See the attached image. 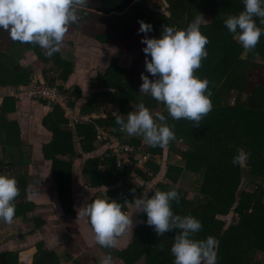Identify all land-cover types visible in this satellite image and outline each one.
I'll return each mask as SVG.
<instances>
[{
	"label": "trees",
	"instance_id": "1",
	"mask_svg": "<svg viewBox=\"0 0 264 264\" xmlns=\"http://www.w3.org/2000/svg\"><path fill=\"white\" fill-rule=\"evenodd\" d=\"M164 4L168 17L150 10L146 0H89L85 9L87 15H83L80 23L71 25L69 29H80L102 43L116 42L128 49H141V66L146 68L143 52L146 45L141 43L145 35L160 38L167 25L186 29L195 16L202 14L205 22L201 31L209 38V55L195 74L210 81L212 112L204 117L200 127H194V122L186 119L173 120L163 103L150 94L140 92L142 84L134 73L136 69L120 65L119 55L104 73L96 71V75L91 77L90 86L96 92L93 91L84 104V111L97 112L105 103H111L121 115L127 116L135 110V105L143 103L153 114L160 112L166 116L167 122L175 126L176 139L163 148L151 147L141 137L126 138L112 117L80 123L73 130L60 107L54 106V110L43 120L44 128L53 134L52 141L44 145L43 153L46 159L53 162L58 199L67 210L70 209L69 204L73 205V164L63 160V157H81L76 154L75 135L77 140L80 138L78 142L83 150L92 152L100 145L96 140L97 127L110 130L122 143L132 146L133 153L149 155L144 171L135 170L144 184L159 172L161 162L158 164L157 161L164 153L180 157L179 162L166 165L164 177L167 181H157L149 196L155 190L175 189L179 192V203L172 202L174 213L191 215L201 221L203 227L193 236L194 239L216 238V264H264V35L254 50L247 51L225 27L224 21L229 16H236L244 10L243 0H164ZM256 19L258 26L264 28ZM140 21L151 24L153 30L140 33ZM63 50L64 41L61 51L49 59L38 45L15 42L8 32L0 29V85L26 87L31 83L33 71L29 65L25 67L21 60L32 51L45 64L42 69L44 79L49 84L59 82L60 90L75 105L82 98V91L78 87L72 91L64 86L73 72V64L64 58ZM244 51L245 56H242ZM147 58L150 59V56ZM16 102L12 97L6 98L0 108V174H7L3 169L4 163L10 162L13 166L28 163L20 150L19 124L6 118V113L15 109ZM41 103L46 105L45 101L41 100ZM178 143L185 149L179 148ZM240 149L248 154L244 167L232 163ZM114 161V158L105 160L101 157L87 161L83 172L89 184L114 185L107 193L95 195L92 201L107 196L123 204L134 199L130 190L135 189L136 195L142 192L144 187L131 176L133 166L127 163L122 172H114ZM102 165L105 170L100 168ZM8 175L16 178L20 189V195L14 201V219L34 221L37 227L42 226L45 222L43 218L30 213L37 205L27 197L26 174L12 170ZM244 177L247 182L241 188L239 184ZM185 180L188 181L185 186L182 182V186L175 185ZM187 191H194L192 198L185 196ZM235 201L237 203L232 209ZM231 211V220L227 225L226 220L219 216ZM138 216L143 223L140 221L137 224L124 250H114V256L124 264H174L171 247L175 231L160 237L153 226L147 225L146 213H139ZM2 223L0 221V226ZM161 245L163 250H160ZM36 248L32 264H60V255L44 249V243L39 242ZM19 255L20 251L0 252V264H20ZM67 259H72L69 253Z\"/></svg>",
	"mask_w": 264,
	"mask_h": 264
},
{
	"label": "clouds",
	"instance_id": "2",
	"mask_svg": "<svg viewBox=\"0 0 264 264\" xmlns=\"http://www.w3.org/2000/svg\"><path fill=\"white\" fill-rule=\"evenodd\" d=\"M243 3L244 10L236 16H229L224 24L245 50L252 51L264 35V28L258 26L256 19L264 25V0H243ZM88 5L89 0H0V29L8 32L15 42L38 45L44 50V55L51 59L61 51L70 26L79 24L83 15H87L85 9ZM204 22L203 15L199 14L186 29L167 25L160 38L145 35L141 41L146 45L143 48L146 71L156 79L142 73L140 92L150 94L163 103L173 120L186 119L194 122V127H200L204 117L213 110L210 81L195 74L209 55L207 45L210 41L201 31ZM139 23L140 33L153 30L151 24L144 21ZM149 56L150 59L147 58ZM46 105L49 104L46 102ZM134 108L127 116L121 115L118 110L113 112L121 132L141 137L151 147L163 148L176 139L175 126L167 122L165 115L160 112L153 114L143 103ZM247 159L248 154L240 149L232 163L244 167ZM130 191L134 197L132 201L122 204L107 196L97 198L78 214V218L88 217L95 244L107 249L118 246L119 238L133 229L132 215L125 211L127 205L132 203L135 212L146 213L147 225L153 226L160 237L175 231L171 247L174 264H216V238L194 239L193 236L203 227L201 221L191 215L174 213L172 202L180 201L177 190H155L151 196L150 189H145L139 195H136L135 189ZM19 195L16 178L0 174V221L13 222L16 214L14 201ZM160 250H163L162 245ZM99 264H114L111 253L100 258Z\"/></svg>",
	"mask_w": 264,
	"mask_h": 264
},
{
	"label": "crops",
	"instance_id": "3",
	"mask_svg": "<svg viewBox=\"0 0 264 264\" xmlns=\"http://www.w3.org/2000/svg\"><path fill=\"white\" fill-rule=\"evenodd\" d=\"M79 31L81 32L82 30H79V29L70 30L69 29L68 33L66 34V36L64 38V48L68 44L70 46H72L73 43H75V42L78 43L79 41H82L83 43L89 45V47H84V49H83V51H85L87 53V55H83L82 53H78V56H86L88 62H92V63L99 60L103 65L106 62H108V59H110L108 63H111L113 60H116V58L120 55V53L122 51V47H121L120 43H116V42L115 43H113V42L102 43V42H99L93 35H91V34L89 35L88 33H85V32H84V34L83 33L79 34ZM91 41H94V43H91ZM108 44L112 45V46L114 44L116 45V48H113V53H114L113 56H109V52L104 51L103 50L104 48L99 49L100 48L99 45L107 46ZM27 53H29V52H27ZM31 53L32 54L29 55V59L35 58V60L33 59V63L35 64L34 66L37 67L35 69H38V67H39L38 62L41 64L39 71L35 70L34 66L32 67L29 65L34 70V72H36V75L33 76V80L31 82L35 81V82L43 83V84H46L49 86H57L59 88V82H57L55 84H49V82H47V80L44 79L42 69L44 67L43 65H45V64H43V62L40 61L32 51H31ZM75 57H77V55H75ZM84 63L85 62L82 61L81 64H79L80 68L78 67V69L74 73L73 72L71 73V75L69 76L67 81L64 83V86H67L65 88L70 87V89H71V87H73V85H75L76 88L78 87L79 89H81L82 98L80 100L76 101V104L74 103L75 105L72 104L73 103L72 99H71L72 102H70V103L79 112L82 111L84 113H89L90 111L89 112L84 111V104L88 101L91 93L94 90L89 85L88 80H86L84 78L83 74L86 73V68L83 69ZM49 65L47 64V66H49ZM91 67L89 68V70L94 69ZM108 67L109 66H106V69ZM94 70L100 71L97 68H95ZM105 70L101 71V72L104 73ZM0 87H1V89H0L1 92H5L8 90H15L14 89L15 86L3 87L0 85ZM7 87L11 88V89H7ZM19 88H23V87L20 86ZM19 88H17V89H19ZM62 94L65 97H67V99H69L67 94H65L63 92H62ZM81 102H82V104H81ZM1 107L2 106L0 105V108ZM29 108L34 109V111H36L35 114L41 116V121H40L39 125L37 124V126H36V123L34 124L36 126L37 130L39 131V132H36V134L39 135L40 139L44 138L43 139V142L45 143L44 145L50 143L52 141L53 134L48 129L44 128L43 120L54 110V106L43 105L42 103H34L33 104L29 100L16 102L15 109L10 111V112H7L6 118H8L9 121H15L19 124V128L21 130L20 133H21V137H22V130H23L22 126H23V124H21V123H23V122L21 119H19V115H22L23 112H20V110L24 109L26 114L29 116V114L27 113V109H29ZM23 119L25 120V118H23ZM36 128H34V129H36ZM75 137H76V135H75ZM78 140H80L79 137H78ZM75 145H76V142H75ZM75 148H77V147H75ZM80 148H81L80 150H77L78 148L76 149V154L78 156L81 155V157L74 158V156H73V157H70L71 158L70 161H67V160H65V161H67L68 163H70V162L73 163V159H74V164H73L74 166L75 165H81L80 164L81 160L86 164V160L89 157H91L92 152L96 153L99 149L98 147H96V149L93 150L92 152H85L83 150L81 144H80ZM80 152H82L83 154H81ZM85 155H89V156L85 157ZM42 156L44 157V161L43 160L42 161L47 162L48 164L46 165V167H47V170L45 171L46 174L41 175V180H42V177L46 176L45 177L46 181H48L47 176L50 175L51 179H53V181L55 182L56 187H57L58 183L55 179V175L53 172V162L49 159H46L44 156V153H42ZM99 157H100V155H99ZM20 165H28V163L27 164H20ZM73 165H72V167H73ZM11 168H12V166H11ZM102 170H105V167ZM13 171H15V170H13ZM42 173H44V172H42ZM82 173L83 174L80 173L82 175V177H80L79 180L77 178L78 177V174H77V177L76 178L73 177V180L71 182V186H72L73 194H74L73 195V204L75 205V208H72L73 213L74 212L76 213V208H77L76 196L77 195L80 196L79 197L80 199H78L79 203L80 202L82 203L81 199L83 198V196H87V195L89 196V201L91 203L92 198L95 196V194H93L94 192H97L100 190L102 193H107L109 190L114 188V185H109V184H104V185H100V186H92L91 184H89V182H87V179L85 177V173L83 172V170H82ZM36 179L39 180L40 177L37 176ZM29 182H30V180H28V183ZM91 191H92V194H89V192H91ZM36 194H35V197L37 199L34 198L32 200L36 202V204H37L36 207H38V210H39L40 205H43L46 203L47 204L42 209H40L41 211L34 212L35 215H33L31 213V216H40L43 218L42 220H44L45 222L43 224L40 223L42 226L37 227L35 224H33L31 222H23L21 220L25 225L33 224L28 229H25L26 227L24 226V224L22 222H21L22 225H20V227L22 229V233H23L22 236H24V234H25V236H24V238H25V237H28L27 236L28 234H30L32 236L31 241H33V240L34 241L32 242V244L30 246H28V250L27 251L25 250V252L22 250L23 247L21 246V244L19 246H13V244H12L10 249L2 250L0 252L2 253V252H8V251H20V255H19L20 264H32V262L34 260V256H35L36 251H37L36 245L39 242H42V243H44V249L49 250V251H54L58 255H60V261H61L60 264H92V263L97 264V263H99L100 258H102L103 256H101L99 253H97L95 248L92 247V244L94 243V234L92 232L88 217L87 216H80L78 218V216H74V218H78V220H76L77 222H75L73 220H65V221L61 220V222H60V219H61L60 217H67V216L71 215L72 209L67 210L65 208V205H62V203L60 202L59 199H57V201H55V200L52 201L51 198H48L46 200V198H47L46 192H44V194L41 196V198L36 196ZM43 197H45V199ZM52 202H53V206L50 205ZM79 203H78L79 206L86 208L83 204H79ZM132 205L133 204L127 205V210H126L127 214L130 213L131 210L133 212H135V208H132ZM68 207H69V205H68ZM50 209L51 210L53 209L54 211L49 213ZM56 213H57V216H55ZM43 214H45V215H43ZM50 215H53V216H50ZM84 218H86V219H84ZM52 219H54L53 226L55 224L58 225L59 231H57V227L53 228L52 231L50 232V234L51 233L52 234L50 235L49 232H47L48 227H46V224L48 221L51 222ZM62 219H64V218H62ZM13 222L20 224L19 221L13 220ZM73 223H75L74 224L75 228H77V230L75 232L73 231L74 230ZM22 236H20V237H22ZM128 243L123 242V239H122V240H120V243L117 246L120 248L116 247V249H120V250H115V249L114 250L115 251H122L127 247ZM26 253H29L30 260H29V258L23 257V255ZM67 253H69V255L72 256V259H67ZM113 255H114V251H113ZM91 256L93 257V258H91L93 260H92V262H88L87 258H89Z\"/></svg>",
	"mask_w": 264,
	"mask_h": 264
},
{
	"label": "rangeland",
	"instance_id": "4",
	"mask_svg": "<svg viewBox=\"0 0 264 264\" xmlns=\"http://www.w3.org/2000/svg\"><path fill=\"white\" fill-rule=\"evenodd\" d=\"M146 5L148 6V8L150 10L158 12V13L162 14L165 17L169 16L168 12L166 10V5L164 4V0H146ZM81 33L84 34V31H81V32L79 31V34H81ZM91 43H94V41H91ZM120 45L122 47V51L120 53V58H119L120 65L128 66L130 68H132V67L135 68L136 71L134 73L136 74L137 78L140 80L141 84L143 83V81L141 79V74L142 73L145 74V75H148L150 79H153V80L156 79V77H153L150 73H148L146 71L145 67L141 66V65H143V56H142V54H140L142 52L141 49H138V50H136V48L128 49L127 47L125 48V46L123 44H120ZM84 47H89V45L83 43L82 41H79L78 43L75 42V43L72 44V46H70L68 44L67 46H65L62 54H63L65 59H67L68 61H70L73 64V69H74L73 73L78 69L79 64H81L82 61L85 62L84 66H83V69L86 68V73L83 74V75H84V78L86 80H88L89 85H90L91 77L96 75V71L94 69L97 68L100 71H104L106 69V66H109L110 63H108V62H109L110 59H108V62H106L104 65L99 60L94 62V63L88 62L86 56H78V53H82L83 55H87V53L85 51H83ZM99 47H100L99 49L104 48L103 49L104 51H108L109 52V56H113V54H114L113 53V48H116V45L115 44L113 46L109 45V44L107 46L99 45ZM128 51H130L131 55L129 54ZM244 53H245V51L242 53V56H245ZM30 54H32V53L31 52L26 53L25 57H23V59L21 60V62L25 65V67H27L28 65L33 67L35 65L33 63V59L35 60V58H33V59L30 58L29 59V55ZM75 55H77V57H75ZM38 65H39L38 69H35L37 67L34 66V69L37 70V71L40 70L41 64L38 62ZM139 65H140V68H139ZM90 67L94 68V69L93 70L92 69L89 70ZM32 71H33V76H35L36 72H34L33 69H32ZM19 87L20 86H15L14 89H17ZM0 89H1V87H0ZM7 89H11V88L7 87ZM75 89H76V86L73 85V87H71V90L74 91ZM94 92H96V91L94 90ZM30 102H32L33 104L34 103H39V101H30ZM231 102H232V100L229 101L230 104H231ZM81 104H82V102H81ZM105 105H108V106L114 108V110H116L114 104L105 103ZM20 112H23L22 113L23 116L19 115V114L18 115H19V119H21L22 122H23L21 124H23V126H24V127L22 126L23 130H22L20 150H21V153H23V155H22L23 159L28 162V165L17 164L15 166H13V164L9 162V163H4L3 169L6 171L7 174H10V172L12 170H15L16 172H19V173L26 174L27 179L30 180L29 183H28V180H27V190H28L27 191V197H28V199L32 200V199L36 198L35 197L36 193H37L36 196L41 198V196L44 194V192H46V196H47L46 200L48 198H51L52 201L53 200L57 201V199H58V191H57L58 187H56V184L53 181V179H51V176L50 175L47 176L48 177V181H46V178H45L46 176L42 177V180H41V175L46 174V172H45L47 170L46 165L48 164L47 162H43L44 161V157L42 156V153L44 151L43 147H44V144H45L43 142L44 138L40 139L39 135L36 134V132H39L37 130L36 126H37V124L39 125V123L41 121V116L35 114L36 111H34V109H32V108L27 109V113L29 114V116L26 114L24 109L20 110ZM23 118H25V120ZM35 123H36V126L34 125ZM34 128H36V129H34ZM71 128L73 130L75 129L74 127H71ZM124 136L126 138L130 137L126 133L124 134ZM74 140L76 142L75 147L78 148V149L77 148L76 149L80 150L81 148H80V144H79L77 138L75 137ZM177 146L179 148H181V149H185V147L180 145V143H178ZM98 148L99 149H98V151L96 153L92 152L91 157H89L86 160V163L90 159H93V158H99L100 159V157H102V156L99 157V155L102 153V149H101L100 145H98ZM80 153L83 154L82 152H80ZM142 154H143V152L142 153L141 152H139V153L138 152H136V153L132 152V158H134L135 160H138L139 159L138 156H140ZM169 154L170 153L166 152L161 157V159H160L161 168L159 169V172H157L155 178L151 179L149 182H147L145 184L142 183L141 181L140 182L135 181L136 183H138V185H142L144 187L142 189V192L145 189H150L151 190L152 188H154V185H155V183L157 181H162V180L167 181V179L164 177V172H165V169H166V165L167 164H175V163L179 162V160H180V157L176 156L175 154H170V155ZM86 156H89V155H85V157ZM1 157H2V148L0 146V159H1ZM63 160L70 161L71 158L67 156V157H63ZM148 160H150V158ZM125 162L129 163L128 160H126ZM147 162H146V164H147ZM72 164H74V159H73V163ZM80 164L81 165H75V166L73 165V167H72V176L76 178L77 174H78V177H77L78 180H79L80 177H82V175H81V174H83L82 170L84 169V167L86 165L82 160H81ZM129 164H131V163H129ZM146 164H145V166H146ZM11 166H12V168H11ZM10 168L12 170H9ZM100 168L103 169L102 167H100ZM42 172H44V173H42ZM37 176L40 177L39 180L36 179ZM181 182L183 183V186H185L188 183L187 180L178 181V182L175 183V185H178V184L181 185ZM245 185H246V183L243 184V182H241L239 184V187L243 188ZM100 193H101V191L99 190L97 192H94L93 194L99 195ZM193 193H194V191H187L185 196L187 198H192ZM89 194H92V191L89 192ZM45 197H43V198L45 199ZM79 197H80L79 195L76 196V199H77L76 200V204H77L76 213L75 212L73 213L71 211L72 212L71 215H69L67 217H60L61 218L60 222H61V220L62 221L73 220V221L77 222L76 220H78V218H74V216H78L79 213L84 212L85 209H86V208H83V207L78 205V203H79L78 199H80ZM81 200H82V203L80 202L79 204H83L85 207H87V205L90 204L88 195L87 196H83V198ZM46 204L40 205L39 210H38V207H36L30 213L35 215L34 212L41 211L40 209H42ZM50 205L53 206V202ZM69 208L70 209L75 208V205L73 204L71 206L69 204ZM132 208H134V205H132ZM53 211H54L53 209L52 210L50 209L49 213H51ZM128 214L130 216L132 215L133 229H130L125 235L120 237L118 244L120 243V240H122V239H123V242L128 243L131 240V238H132L134 229L137 227V224L141 221V219L139 218L137 212H133L131 210V212L128 213ZM43 215H45V214H43ZM50 216H53V215H50ZM55 216H57V213L55 214ZM219 217L224 219V220H226V224L227 225L230 223V220H231V214L230 213H228L227 215H224V216H219ZM62 218H64V219H62ZM84 219H86V218H84ZM14 221H19L20 224H17L16 222H12L11 224L3 222L1 224V226H0V235H1V237H0L1 238L0 251L10 249L12 244H13V246H19L21 244V246L23 247L22 250L25 252V250L26 251L28 250V246H30L32 244V242L34 241V240L31 241L32 236L30 234H28L27 235L28 237H25V238H24L25 234H24V236H22L23 233H22V229H21L20 225H22L23 222L21 221V218L14 219ZM31 223L34 224V221H31ZM53 223H54V219H52L51 222L48 221L47 224H46V227H48L47 228V232H49V234L52 231V229L56 228V227H57V231H59L58 225L55 224L53 226ZM33 224H31V225L30 224H27V225L24 224V226L26 227L25 229L30 228V226H32ZM74 224L75 223H73V226H74V230L73 231L75 232L77 230V228H75ZM20 235L22 237H20ZM92 247H94L95 250L97 251V253H99L103 257L105 255H107L108 253H111V255L113 256L114 264H123L119 259H116V257L113 255L114 249L103 248L102 246H100L98 244H95V243L92 244ZM117 248H120V247H117ZM115 250H120V249H116L115 248ZM29 256H30L29 253H26V254L23 255L24 258H29V260H30ZM91 258H93V257L91 256V257L87 258V261L88 262H92L93 259H91ZM97 264H99V263H97Z\"/></svg>",
	"mask_w": 264,
	"mask_h": 264
},
{
	"label": "built area",
	"instance_id": "5",
	"mask_svg": "<svg viewBox=\"0 0 264 264\" xmlns=\"http://www.w3.org/2000/svg\"><path fill=\"white\" fill-rule=\"evenodd\" d=\"M12 97L16 101L21 102L24 100L29 101H46L49 105H55L60 107L64 119H66L71 127H76L80 123L94 122L95 119L108 118L113 116V112L117 111L108 105H102L100 110L97 112H79L70 103V100L65 97L61 90L57 86H49L39 82H31L26 87L8 90L5 92L0 91V104H2L6 98ZM96 140L100 144L102 153L100 156L105 160L114 158V171L122 172L124 169L125 162L128 160L130 165L133 166L131 176L137 182H142L143 179L136 175L135 170L141 169L144 171L146 168L145 164L150 158L147 153H143L138 156L139 159L135 160L132 158L133 147L122 143L110 130H104L100 127L96 129ZM131 156V158H130ZM102 168L103 165L101 166Z\"/></svg>",
	"mask_w": 264,
	"mask_h": 264
},
{
	"label": "water",
	"instance_id": "6",
	"mask_svg": "<svg viewBox=\"0 0 264 264\" xmlns=\"http://www.w3.org/2000/svg\"><path fill=\"white\" fill-rule=\"evenodd\" d=\"M157 163L159 164L160 161H157ZM241 182H243V184L246 183V182H247V178L244 177V178L242 179ZM237 193H238V195H239V191H238ZM236 203H237V201H235V203L233 204L232 209L234 208V206L236 205ZM230 214L232 215V211L230 212ZM20 236H21V235H20Z\"/></svg>",
	"mask_w": 264,
	"mask_h": 264
}]
</instances>
